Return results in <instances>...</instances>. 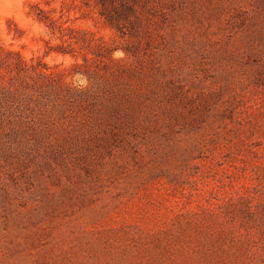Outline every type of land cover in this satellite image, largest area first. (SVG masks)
<instances>
[{
	"label": "rangeland",
	"instance_id": "rangeland-1",
	"mask_svg": "<svg viewBox=\"0 0 264 264\" xmlns=\"http://www.w3.org/2000/svg\"><path fill=\"white\" fill-rule=\"evenodd\" d=\"M34 4L111 52L49 51ZM155 4L122 35L95 0H0V48L95 94L0 121V264H264V0Z\"/></svg>",
	"mask_w": 264,
	"mask_h": 264
},
{
	"label": "trees",
	"instance_id": "trees-1",
	"mask_svg": "<svg viewBox=\"0 0 264 264\" xmlns=\"http://www.w3.org/2000/svg\"><path fill=\"white\" fill-rule=\"evenodd\" d=\"M156 0H95L99 14L122 35H139L142 16L154 11ZM34 15L43 22L52 36L61 43L50 45L49 51H60L76 56L82 54L99 57L101 50L111 52L112 48L97 42L89 32L65 25L63 9L55 17L43 7L34 4ZM83 51V53H81ZM129 52L135 50L129 49ZM63 70L51 69L40 60L28 62L18 53L0 48V121L12 119L33 122L36 117H47L51 108L59 107L61 112L78 114L88 106L95 105V94L74 85L65 79ZM37 110V111H35ZM35 111V118H29Z\"/></svg>",
	"mask_w": 264,
	"mask_h": 264
}]
</instances>
